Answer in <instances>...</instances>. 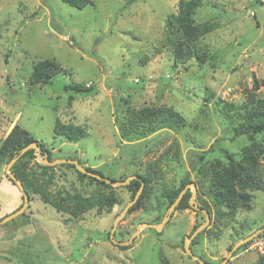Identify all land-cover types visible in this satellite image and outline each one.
Masks as SVG:
<instances>
[{
	"label": "rangeland",
	"instance_id": "rangeland-1",
	"mask_svg": "<svg viewBox=\"0 0 264 264\" xmlns=\"http://www.w3.org/2000/svg\"><path fill=\"white\" fill-rule=\"evenodd\" d=\"M179 2L92 0L78 9L62 0H0V146L17 125L20 133L44 143L53 160L77 159L116 180L152 176V194L138 210L129 207L111 238L116 217L132 200L126 186L81 180L74 168L59 163L44 175L38 166L42 161L26 159L35 186L52 200H66L72 210L58 212L43 202L39 190L32 192L26 209L0 225V264H201L185 250L186 236L206 222L205 213L194 207H174L160 231L143 227L128 245L112 240H129L143 223L160 224L163 219L155 223L158 195L178 186L185 175L196 185L200 206L203 181L191 169L189 154L196 161L194 150L212 148L209 160L225 162L222 148L236 153L249 146L247 136L235 137L225 103L234 111L251 96H264V86L255 87L264 79V5L204 0L194 23H210L214 29L194 46L206 62L192 58L174 67L164 34ZM43 59L57 61L65 73L49 84H31L33 67ZM72 82L93 88L65 89ZM143 106H170L184 123L167 127L141 121L137 114ZM57 119L84 127L88 135L78 143L55 138ZM256 139L264 175V132ZM7 165L0 162V220L23 203ZM74 194L82 201L71 199ZM112 198L117 203L109 211ZM206 200L211 219L188 240L190 250L207 264H259L258 253L245 251L248 244L229 252L264 227V192L255 191L250 203H235V208ZM77 204L83 209L74 214Z\"/></svg>",
	"mask_w": 264,
	"mask_h": 264
},
{
	"label": "trees",
	"instance_id": "trees-1",
	"mask_svg": "<svg viewBox=\"0 0 264 264\" xmlns=\"http://www.w3.org/2000/svg\"><path fill=\"white\" fill-rule=\"evenodd\" d=\"M62 1L78 9H82L92 3V0ZM257 1L264 5L263 1ZM203 4L204 0H180L177 13L170 14L167 18L164 41L166 45L173 49L174 67L185 65L192 58H195L200 64H204L206 62L205 55L198 51L194 46L198 40L214 29V26L210 23H194L195 13ZM58 73H65V70L57 61L52 59L39 60L33 67L29 81L34 85L49 84L58 75ZM255 82L256 88L260 85L264 86V79L260 82ZM92 88L93 86L81 84L79 82H72L65 86V89L76 92H89ZM225 104L224 114L225 117L228 118L230 126H232L235 137L247 136L250 141V145L236 153L231 152L226 148H222L221 152L226 158L225 162H222L219 158H216V161L209 160L208 157L214 151L212 148L200 150L198 152L194 150L197 155L196 161L194 160V157L189 154L191 169L196 172L198 170L200 173V179L203 181L202 189L204 196L199 198V201L202 203L199 208L208 210L210 216L211 207L206 200L208 198L212 199L216 204L235 208V203L241 202L243 205L250 203L255 191L264 192V175L261 173L259 167V156L263 151L258 149L261 147V143H259L256 139L257 135L264 132V96L256 97L253 95L246 104L234 111L232 110L231 104ZM137 118L141 121H149V123L152 121L156 122L159 126L166 125L167 127H175L184 123L183 115L170 106H143L138 111ZM18 127L19 126L17 125L14 127L0 146V162L9 163L10 160L18 155L25 146L33 142L38 144L40 151L45 155L44 158L53 161V154L50 149L45 147L44 143L37 140L32 135H29L26 131H22V133H20L18 131ZM87 135V130L84 127L64 123L60 119H57L54 126V137L64 139L67 142L78 143ZM28 158H35L34 148H30L25 151L12 165L11 170L16 177L22 181L30 197L29 201L32 199V192H37V190H39L41 199L44 203L51 205L58 212L67 213L71 211L72 208L67 206L66 200H52L48 191L35 186L33 179L30 178V175L26 171L27 164L29 162V160L26 159ZM59 164V166L67 165L68 167L74 168L78 172V176L81 180L89 179L91 182H95L105 187L112 186L104 180L79 171L73 163ZM81 165L87 170L110 178L106 176L100 168H92L84 164ZM38 166L41 169V173L44 175H47V169L53 168L47 164H38ZM135 175H137L138 178H134L128 184L124 185L132 192V200L135 198V195L142 186V183L143 188L137 200L131 205L130 211L138 210L142 206L144 200L152 194V191L149 190L152 176L148 173ZM110 179L112 181H116L115 178ZM189 183H193V180L189 176L185 175L180 179L178 186L163 189L160 192L157 197L160 217L155 220V223L163 219L169 207L176 201L179 193ZM70 196L71 199H76L79 202L82 201L80 194ZM191 196L192 192L188 189L175 206V209L182 210L191 208ZM115 203H117L116 198H112L108 201L109 211ZM82 209L83 208L79 207L77 204L75 205V211L73 213L76 214L78 210ZM198 226H195L193 229L195 230ZM261 235L259 236L261 237ZM251 241L242 245L246 246ZM123 248L125 247L123 246ZM259 258V264H263L264 258Z\"/></svg>",
	"mask_w": 264,
	"mask_h": 264
},
{
	"label": "water",
	"instance_id": "water-1",
	"mask_svg": "<svg viewBox=\"0 0 264 264\" xmlns=\"http://www.w3.org/2000/svg\"><path fill=\"white\" fill-rule=\"evenodd\" d=\"M264 2V0H261ZM30 148H34V154H35V158L38 160V161H42L44 164H47V165H54V164H57V163H73L76 165L77 169L81 172H84V173H87L89 175H92L94 177H97L98 179H101V180H104L105 182L107 183H110L111 185L113 186H118V185H126L128 184L132 179L134 178H138L137 175H130L128 176L126 179L124 180H116V181H112L110 178H107V177H104L100 174H96L90 170H87L84 166L81 165V163L76 160V159H72V158H61V159H56V160H53V161H50L48 160L47 158H44V156H41V154L38 152V144L36 142H33V143H30L28 144L27 146H25L18 155H16L14 158H12L10 160V162L8 163L5 171H6V174L8 175V177L10 179H12L18 186V188L20 189L22 195H23V204L22 206L16 210L15 212H13L12 214L6 216L3 220H0V225L7 222L8 220L16 217L17 215L21 214L27 207V205L29 204V195L22 183V181L20 179H18L16 177V175L13 173V171L11 170V167L12 165L18 160V158L25 152L27 151L28 149ZM143 188V183H142V186L139 188L138 192L136 193L135 195V198L133 200H131L127 206L125 207L124 211L122 214L118 215L116 217V221L114 223V226H113V229L111 231V238L113 237V234H114V229L117 225V222L125 215V213L127 212V210L129 209V207L137 200V198L139 197L140 193H141V190ZM189 188H192V196L190 198V205L191 207H194V208H197V209H200L202 210L205 215H206V222L203 223V224H200L192 233L191 236H186V239H185V250L189 253L190 256L194 257L195 259H197V261L201 264H207L205 263L203 260H201L197 255H195L189 248L188 246V240L192 239L193 236L195 234H197L199 231H201L205 226H207V224L210 222V219H211V216L208 212V210L206 209H201L199 208V206H197L195 204V192H196V185L194 183H189L187 184L183 189L182 191L179 193V196L177 197L176 201L169 207L166 215L164 216L162 222L158 225H155V224H151V223H143L141 224L140 226H138L136 232L132 235V237L127 240V241H117L115 239H112L115 243L119 244V245H128L129 243L132 242L134 236L139 233V230L143 227H152V228H155L157 231H160V229L162 228L163 226V223L165 222L166 219H168L169 217V214L171 213V211L174 209V207L177 205V203L180 201V199L182 198V196L184 195V193L189 189ZM264 231V227H261L259 228L258 230L254 231L253 233H251L249 236H247L246 238H244L243 240L241 241H238L230 250L229 252V255L232 254V252L238 248L240 245L244 244V243H247L249 241H251L252 239H254L255 237H257L260 233H262Z\"/></svg>",
	"mask_w": 264,
	"mask_h": 264
},
{
	"label": "built area",
	"instance_id": "built-area-1",
	"mask_svg": "<svg viewBox=\"0 0 264 264\" xmlns=\"http://www.w3.org/2000/svg\"><path fill=\"white\" fill-rule=\"evenodd\" d=\"M255 251L258 253L260 257L264 258V237H255L252 241L248 244L245 251Z\"/></svg>",
	"mask_w": 264,
	"mask_h": 264
}]
</instances>
